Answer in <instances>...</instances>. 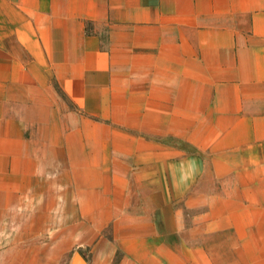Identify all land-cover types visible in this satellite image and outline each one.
Segmentation results:
<instances>
[{"label":"crops","instance_id":"1","mask_svg":"<svg viewBox=\"0 0 264 264\" xmlns=\"http://www.w3.org/2000/svg\"><path fill=\"white\" fill-rule=\"evenodd\" d=\"M177 135L264 165V0H0V244L65 182L164 175Z\"/></svg>","mask_w":264,"mask_h":264},{"label":"rangeland","instance_id":"2","mask_svg":"<svg viewBox=\"0 0 264 264\" xmlns=\"http://www.w3.org/2000/svg\"><path fill=\"white\" fill-rule=\"evenodd\" d=\"M159 140L177 150L164 175L145 181L132 166L121 181L65 182L64 213L48 215L42 233L39 214L28 231L19 218L0 264H264V165H227L214 142Z\"/></svg>","mask_w":264,"mask_h":264}]
</instances>
